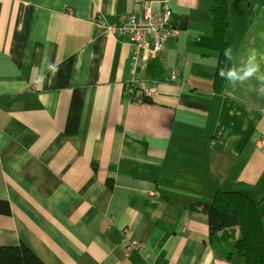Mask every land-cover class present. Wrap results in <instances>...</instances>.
<instances>
[{
    "label": "crops",
    "instance_id": "0c3cea01",
    "mask_svg": "<svg viewBox=\"0 0 264 264\" xmlns=\"http://www.w3.org/2000/svg\"><path fill=\"white\" fill-rule=\"evenodd\" d=\"M146 2L168 4L178 29L136 74L148 101L127 91L132 45L95 24ZM211 4L0 0V246L45 264H244L228 255L238 227L211 238L200 204L241 191L264 220V81L215 90L219 53L198 43ZM226 40L231 68L254 57L264 76V0H228Z\"/></svg>",
    "mask_w": 264,
    "mask_h": 264
},
{
    "label": "trees",
    "instance_id": "16d2710c",
    "mask_svg": "<svg viewBox=\"0 0 264 264\" xmlns=\"http://www.w3.org/2000/svg\"><path fill=\"white\" fill-rule=\"evenodd\" d=\"M209 13L212 31L200 37L198 43L219 53L214 77L215 90L220 91L226 80L219 72L231 68V58L226 40L228 29V0H211ZM145 100H151L145 98ZM111 187L112 184L108 183ZM201 209L208 215L210 236L224 229L238 227L239 236L228 253L239 254L244 264H264V220L258 202L241 191H216L210 202H203ZM0 212L8 214L10 205L0 200ZM0 264H45L25 243L18 246H0Z\"/></svg>",
    "mask_w": 264,
    "mask_h": 264
},
{
    "label": "built area",
    "instance_id": "2783aa9c",
    "mask_svg": "<svg viewBox=\"0 0 264 264\" xmlns=\"http://www.w3.org/2000/svg\"><path fill=\"white\" fill-rule=\"evenodd\" d=\"M171 20L172 10L168 4H164L160 12H154L150 2L145 3L142 12L124 14L117 22H108L103 17L96 18L95 24L100 33L116 35L133 47V76L127 87L129 93H133L137 87L142 91L144 98H151L156 93L151 81L141 79L136 74L138 70L146 68L151 61L159 58L165 43L177 36L178 29L171 25ZM172 78L175 79L176 76L173 74ZM258 143V146L264 145V138ZM142 247V243L132 242L126 248L127 252H131Z\"/></svg>",
    "mask_w": 264,
    "mask_h": 264
},
{
    "label": "clouds",
    "instance_id": "9594fccd",
    "mask_svg": "<svg viewBox=\"0 0 264 264\" xmlns=\"http://www.w3.org/2000/svg\"><path fill=\"white\" fill-rule=\"evenodd\" d=\"M230 48L225 50V55L227 56L230 52ZM254 57L249 58V65L243 70V72L237 71L236 69L229 68L226 72L224 70H220V76L227 80L229 83L236 81H244L256 76L257 80L264 81V76H257V73L260 71L259 64H253ZM260 96H264V87H261L259 90Z\"/></svg>",
    "mask_w": 264,
    "mask_h": 264
},
{
    "label": "rangeland",
    "instance_id": "374dc122",
    "mask_svg": "<svg viewBox=\"0 0 264 264\" xmlns=\"http://www.w3.org/2000/svg\"><path fill=\"white\" fill-rule=\"evenodd\" d=\"M96 20V19H95Z\"/></svg>",
    "mask_w": 264,
    "mask_h": 264
}]
</instances>
